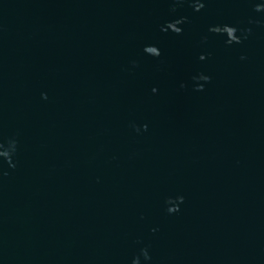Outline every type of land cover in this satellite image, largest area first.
Wrapping results in <instances>:
<instances>
[{
    "label": "water",
    "instance_id": "95a60500",
    "mask_svg": "<svg viewBox=\"0 0 264 264\" xmlns=\"http://www.w3.org/2000/svg\"><path fill=\"white\" fill-rule=\"evenodd\" d=\"M0 264H264V0H0Z\"/></svg>",
    "mask_w": 264,
    "mask_h": 264
}]
</instances>
